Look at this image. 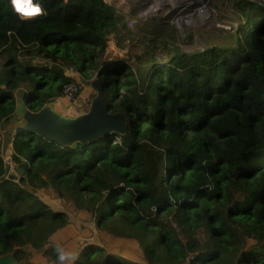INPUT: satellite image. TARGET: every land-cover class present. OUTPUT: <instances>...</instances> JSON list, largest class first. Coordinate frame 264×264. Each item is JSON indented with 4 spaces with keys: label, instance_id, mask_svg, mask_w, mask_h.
<instances>
[{
    "label": "trees",
    "instance_id": "obj_1",
    "mask_svg": "<svg viewBox=\"0 0 264 264\" xmlns=\"http://www.w3.org/2000/svg\"><path fill=\"white\" fill-rule=\"evenodd\" d=\"M222 1L225 36L186 50L170 31L172 49L155 45L132 64L106 57V34L124 21L106 0H40L46 14L32 18L0 0V135L19 99L37 112L65 97L69 72L99 79L125 122L66 145L5 130L17 174L0 139V256L59 264L52 239L69 215L39 196L49 188L136 240L145 260L89 243L65 264H264V0Z\"/></svg>",
    "mask_w": 264,
    "mask_h": 264
},
{
    "label": "rangeland",
    "instance_id": "obj_2",
    "mask_svg": "<svg viewBox=\"0 0 264 264\" xmlns=\"http://www.w3.org/2000/svg\"><path fill=\"white\" fill-rule=\"evenodd\" d=\"M106 2L116 7L118 14L124 17L118 31L106 34L108 42L106 57L121 58L132 64L137 61L139 55L149 51L155 45L163 50L172 49L173 40L167 36L170 31L179 30L183 34L177 33L181 46L186 50H193L203 48V42L206 40L223 37L226 35L225 31L232 29L228 17L231 12L226 6V2L222 0H106ZM236 25L237 22H233V26ZM191 34L193 35L192 39ZM75 75L76 80L82 82L80 76L77 73ZM82 86L83 89L78 97L73 100L67 96L59 98L53 103L55 107L63 109L65 105L69 107L75 104V107L78 108L81 105L76 104L75 101L81 94H87L86 99L90 96L87 101L88 105L84 109L85 111L79 114L87 112L95 91L92 85L82 82ZM19 125L17 118L14 117L4 128L12 131L13 127L16 129ZM2 132L3 136L0 135L3 146L2 156L9 166L10 172L17 174V167L8 148L9 137L5 130ZM15 132L13 131V134ZM38 194L54 210L66 211L69 215L70 224L64 228V231L62 229L63 233L60 235L59 241L62 244L80 240V247L77 250L91 243L113 248L125 257L126 261L145 263L143 252L136 240L119 237L99 229L92 211L74 207L70 201L58 198L49 188L38 190ZM75 255V253L72 254V258L65 262H73ZM48 258L42 252H35L32 261L43 263L48 261Z\"/></svg>",
    "mask_w": 264,
    "mask_h": 264
},
{
    "label": "water",
    "instance_id": "obj_3",
    "mask_svg": "<svg viewBox=\"0 0 264 264\" xmlns=\"http://www.w3.org/2000/svg\"><path fill=\"white\" fill-rule=\"evenodd\" d=\"M97 95L93 98L89 110L78 115H66L55 110L54 99L41 110L34 112L27 107L25 98L19 99L17 115L24 120L18 129L33 130L59 142L61 145L76 141L91 140L103 131L125 130L124 114H112L108 111V99L99 79L91 81ZM0 264H16L13 256H0Z\"/></svg>",
    "mask_w": 264,
    "mask_h": 264
},
{
    "label": "crops",
    "instance_id": "obj_4",
    "mask_svg": "<svg viewBox=\"0 0 264 264\" xmlns=\"http://www.w3.org/2000/svg\"><path fill=\"white\" fill-rule=\"evenodd\" d=\"M70 74H72V75H74L75 77H76V75H75V73H71V72H69ZM79 80V79H78ZM91 95V94H90ZM90 97V96H89ZM89 97H88V99H86L87 98V94H84V95H82L81 94V96L79 97V99L78 100H76L75 102H76V104H80L81 106H79L78 108H76L75 107V104L74 105H72V106H69L68 107V105H65L64 107H63V109L62 108H59V107H55V105H54V108H55V110L56 111H58V112H61V113H63V114H66V115H78L80 112H82V111H85L84 109L86 108V106L88 105L87 104V101L89 100ZM83 109V110H82ZM17 123L18 124H20V123H24V120L23 119H21L20 117L19 118H17ZM17 125V124H16ZM14 127H15V125H14ZM14 127L12 128V131H11V129L9 130V132H11V133H13V131H15V129H14ZM6 130V129H5ZM1 135L3 136V132L1 133ZM8 148H9V152L11 153V154H13V147H12V143H8ZM42 198V197H41ZM69 222H70V218H69ZM70 224V223H69ZM68 224V225H69ZM68 227V226H67ZM67 227H65V228H67ZM63 231H64V228H63ZM63 231L61 230L58 234H56L54 237H53V239H52V241H53V244H55V245H58L59 247H62L63 249H65L66 251H68V252H70L71 254H74L75 253V251L80 247V240L79 241H71V242H69V243H61L59 240H60V235H62V233H63Z\"/></svg>",
    "mask_w": 264,
    "mask_h": 264
},
{
    "label": "clouds",
    "instance_id": "obj_5",
    "mask_svg": "<svg viewBox=\"0 0 264 264\" xmlns=\"http://www.w3.org/2000/svg\"><path fill=\"white\" fill-rule=\"evenodd\" d=\"M10 5L13 7V11L20 14L21 18H29L34 15L46 14V10L42 7L40 0H9ZM56 259L59 264H65V261L72 258V254L62 247H55Z\"/></svg>",
    "mask_w": 264,
    "mask_h": 264
},
{
    "label": "built area",
    "instance_id": "obj_6",
    "mask_svg": "<svg viewBox=\"0 0 264 264\" xmlns=\"http://www.w3.org/2000/svg\"><path fill=\"white\" fill-rule=\"evenodd\" d=\"M33 3H35L34 0H33ZM40 15H42V14H40ZM37 16H39V15H36V17ZM29 18H32V17H29ZM82 88H83L82 82L76 80V82H72L65 87L64 94H65V96H67L68 98H71V100H73V99H75L76 94H78ZM11 158H12V156H11Z\"/></svg>",
    "mask_w": 264,
    "mask_h": 264
}]
</instances>
